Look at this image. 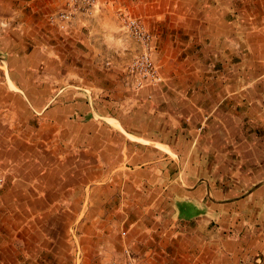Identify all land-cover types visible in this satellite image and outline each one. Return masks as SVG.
Segmentation results:
<instances>
[{"label": "crops", "instance_id": "1", "mask_svg": "<svg viewBox=\"0 0 264 264\" xmlns=\"http://www.w3.org/2000/svg\"><path fill=\"white\" fill-rule=\"evenodd\" d=\"M65 3L0 0L14 263L110 264L127 244L136 264H264V0H97L68 32L48 21ZM122 12L161 82H126Z\"/></svg>", "mask_w": 264, "mask_h": 264}, {"label": "built area", "instance_id": "2", "mask_svg": "<svg viewBox=\"0 0 264 264\" xmlns=\"http://www.w3.org/2000/svg\"><path fill=\"white\" fill-rule=\"evenodd\" d=\"M93 3L94 0H68L66 7L48 16L49 23L58 30L65 31L73 24V20L79 12L83 11L89 14ZM124 27L141 47L139 54L130 65L129 73L131 77L127 74L125 77L126 82L129 83L128 85L132 89L137 90L145 83L159 81L160 77L150 56L152 49L151 34L137 18L125 17ZM121 234L124 236L125 231H122ZM122 252L127 255V258H130L129 249L126 246L122 247ZM117 264L131 263L128 261V263L118 262Z\"/></svg>", "mask_w": 264, "mask_h": 264}, {"label": "rangeland", "instance_id": "3", "mask_svg": "<svg viewBox=\"0 0 264 264\" xmlns=\"http://www.w3.org/2000/svg\"><path fill=\"white\" fill-rule=\"evenodd\" d=\"M67 3H68V0H66V3H65V6L64 7H66L67 6ZM96 4H97V0H94V3H93V5H92V7H91V9H90V11H89V14H86V13H84L83 11H81V12H79L76 16H75V19L73 20V22L75 21V20H77L78 19V17H80L81 15H90L91 16V14H93V12L94 13H96L97 12V9H95L96 8ZM63 7V8H64ZM62 9V8H61ZM59 11V10H58ZM49 16V15H48ZM125 17H133V18H137V19H139L141 22H142V24L144 25V22H143V20H142V18L140 17V16H137V15H134V14H131V13H125V12H122V13H120L119 14V16H117L116 18H117V20L119 19V21H121L122 23H121V25H122V29L121 30H123V33L125 34V35H129V37H131V39L134 41V43H135V45H136V49L133 51V53L131 54V55H129L126 59H124L125 61H123V64H124V66H123V70H122V74H123V76H125L126 77V75L128 74L130 77H131V75H130V73H129V68H130V65H131V63L134 61V59L136 58V56L139 54V52H140V50H141V47H140V45H139V43L130 35V33L126 30V28L124 27V18ZM49 21V20H48ZM72 26H73V24H71V26L69 27V28H67V30H65V32H68V31H70L71 30V28H72ZM145 26V25H144ZM145 28L149 31V33L151 34V38H152V40H151V45H152V48H154V47H156V43H155V40H154V35L152 34V32L148 29V27H146L145 26ZM61 31V30H60ZM155 50V48L154 49H151V53H150V56H151V59H152V62H153V64L156 66L157 65V63H155V61H154V59H153V57H152V52ZM108 61V60H107ZM105 65H106V62H105ZM158 66V65H157ZM156 66V69H157V72H158V75H159V77H160V74H159V70H158V68L159 67H157ZM162 80H161V78L159 79V81H155V82H161ZM154 82V83H155ZM149 83H151V82H149ZM148 83V84H149ZM147 84V85H148ZM130 87V86H129ZM0 183H2V179L0 178ZM126 232V231H125ZM126 234V233H125ZM123 237H126V235H124ZM7 237L4 235V236H2L1 234H0V264H7L6 263V261H7V257L8 256H10V259L9 260H11V261H9V263L8 264H15L14 263V260H13V254L12 253H8L9 251H8V249L6 248V246H5V244H6V241H7ZM125 239V238H124ZM124 242H125V240H124ZM123 242V243H124ZM125 244H126V242H125ZM123 246H126L128 249H129V256H130V258H127V255H125L123 252H122V247H121V255H120V257H119V255H118V257L117 258H114L111 262H110V264H117L118 262H122V263H128V261H130V263L131 264H136V259H135V256H136V254H135V252L132 250V248L130 247V246H128L127 244L126 245H124L123 244ZM261 258H262V256H260ZM260 263H263V260L261 259V261L258 263V264H260Z\"/></svg>", "mask_w": 264, "mask_h": 264}]
</instances>
